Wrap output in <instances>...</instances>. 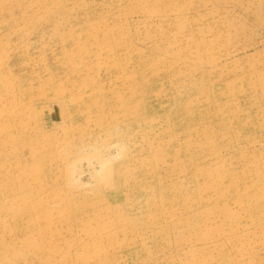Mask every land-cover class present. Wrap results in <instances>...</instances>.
<instances>
[{"label": "rangeland", "instance_id": "obj_1", "mask_svg": "<svg viewBox=\"0 0 264 264\" xmlns=\"http://www.w3.org/2000/svg\"><path fill=\"white\" fill-rule=\"evenodd\" d=\"M0 264H264V0H0Z\"/></svg>", "mask_w": 264, "mask_h": 264}]
</instances>
